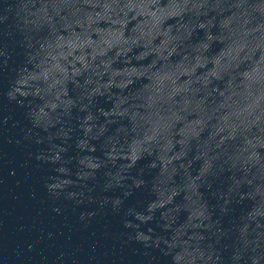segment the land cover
<instances>
[{
  "label": "water",
  "instance_id": "water-1",
  "mask_svg": "<svg viewBox=\"0 0 264 264\" xmlns=\"http://www.w3.org/2000/svg\"><path fill=\"white\" fill-rule=\"evenodd\" d=\"M0 264H264V0H0Z\"/></svg>",
  "mask_w": 264,
  "mask_h": 264
}]
</instances>
